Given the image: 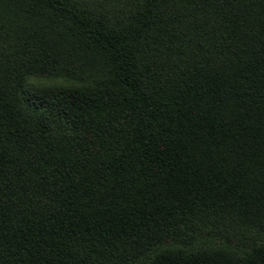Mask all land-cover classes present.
<instances>
[{"label": "trees", "instance_id": "trees-1", "mask_svg": "<svg viewBox=\"0 0 264 264\" xmlns=\"http://www.w3.org/2000/svg\"><path fill=\"white\" fill-rule=\"evenodd\" d=\"M0 264H264V0H0Z\"/></svg>", "mask_w": 264, "mask_h": 264}, {"label": "rangeland", "instance_id": "rangeland-1", "mask_svg": "<svg viewBox=\"0 0 264 264\" xmlns=\"http://www.w3.org/2000/svg\"><path fill=\"white\" fill-rule=\"evenodd\" d=\"M31 85L34 87H37L40 85H46V81L41 78H34L31 80Z\"/></svg>", "mask_w": 264, "mask_h": 264}]
</instances>
